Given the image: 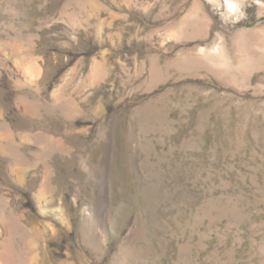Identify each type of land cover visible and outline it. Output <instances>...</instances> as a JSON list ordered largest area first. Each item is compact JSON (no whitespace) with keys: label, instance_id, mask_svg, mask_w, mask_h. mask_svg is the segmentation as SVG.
<instances>
[{"label":"rangeland","instance_id":"1","mask_svg":"<svg viewBox=\"0 0 264 264\" xmlns=\"http://www.w3.org/2000/svg\"><path fill=\"white\" fill-rule=\"evenodd\" d=\"M0 264H264V0H0Z\"/></svg>","mask_w":264,"mask_h":264}]
</instances>
